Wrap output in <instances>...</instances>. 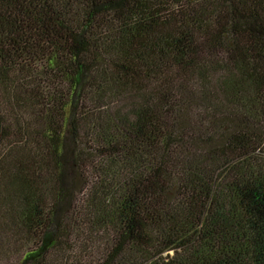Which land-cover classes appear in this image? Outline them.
<instances>
[{"label":"trees","instance_id":"16d2710c","mask_svg":"<svg viewBox=\"0 0 264 264\" xmlns=\"http://www.w3.org/2000/svg\"><path fill=\"white\" fill-rule=\"evenodd\" d=\"M0 264H264V0H0Z\"/></svg>","mask_w":264,"mask_h":264}]
</instances>
